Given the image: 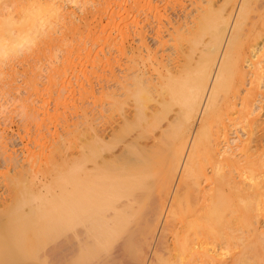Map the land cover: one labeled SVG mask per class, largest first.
I'll list each match as a JSON object with an SVG mask.
<instances>
[{"label":"bare ground","instance_id":"bare-ground-1","mask_svg":"<svg viewBox=\"0 0 264 264\" xmlns=\"http://www.w3.org/2000/svg\"><path fill=\"white\" fill-rule=\"evenodd\" d=\"M74 2L82 13L69 4ZM106 15L116 32L98 38L90 29V35L113 50L93 57V71H76L84 119L82 127L74 126L79 141L66 158L65 200L63 209L57 207L69 232H53L51 245L38 250L37 264H264V0H0V92L17 90L16 64L31 46L51 48L59 32L69 41L73 31L84 34L92 18ZM55 67L52 73L65 74V66ZM151 95L159 97L150 110L145 102ZM91 100L101 104L96 116L86 106ZM173 104L179 111L173 109L178 112L159 135L141 142L146 121ZM232 124L243 128L234 141ZM2 133L0 166L16 171L14 183L5 184L7 195L24 175L31 194L41 196L52 187L49 171L38 176L31 160L45 146L29 150L25 159L32 164L24 170ZM61 149L52 148V156ZM164 159L167 168L159 175ZM150 168L160 195L141 223L115 232L122 212L149 192ZM18 214H3L0 232H25L31 218Z\"/></svg>","mask_w":264,"mask_h":264},{"label":"rangeland","instance_id":"rangeland-1","mask_svg":"<svg viewBox=\"0 0 264 264\" xmlns=\"http://www.w3.org/2000/svg\"><path fill=\"white\" fill-rule=\"evenodd\" d=\"M69 4H71V6H73V8L79 14L82 13V12H80V10H78V5H80V4L75 5V2L69 3ZM114 7H116V9L119 8V6L116 4L114 5ZM121 10L124 11V12L122 11V13H125L127 8L123 7ZM106 16H104V18L101 21L93 19L90 16V18H92L91 20L89 19L91 21L90 26L91 25L92 26L87 27L88 29L86 28L87 29L86 33L84 31V34H86L87 36L84 35L83 33H80V30H79L78 34H76L78 32V30H77V32L73 31L71 33V35L69 34V37L68 36L65 37L67 39L68 38L70 39L69 41L67 40L68 41V43H67V41L63 40L64 38L62 39L60 37V35L63 33L59 32L56 34V37L57 38L59 37V40L56 39V41H57L56 45L53 46V43H52V45L48 43L51 46L52 50H51V48H46V44H43V43H41L43 45L38 44L34 47L31 46L30 51L29 52L27 51L24 55H22L21 60L18 61V63L16 64V67L18 69L17 70L18 73H17L16 79H15L16 80L15 84L17 83V85H16L17 90H15L14 87H12L11 91H8V90L6 91V89H7L6 88L5 89L6 93L0 92V103H1V105L5 106V109L3 106H1L3 109L0 108V131H1L0 134L4 131L2 133V135L4 134L3 137H5L6 140H7V138L8 139L11 138L8 141H10V143L12 144V148L14 147V150L16 149L17 153L19 152L16 155V157L19 156L18 159L21 161V164L23 166L22 169L25 170V168H26L25 165H26L27 166L26 170H29L31 167L30 165L33 163L32 164L33 167H31V169L33 170V172L35 171V173L37 171L38 176H41V174L45 170L46 171L43 174H46V172L49 171L47 173L49 175H47V176H49L50 183L52 185V187H49L47 189V191L44 192L45 194L43 193L41 196H36V195H34V193H33V195L31 194L32 193V191L30 190L31 186L28 185L29 182L27 183V181L24 178L25 177L24 175L22 176V174H21V176H22L21 180L19 179V177L14 176V177H16V179L17 178L19 179V182L17 179L16 180L17 183H15V186H14L15 188H13L11 193H10V194H12V197L15 195L13 197L14 200H12L13 198L11 197V195H9L11 197V199H9L10 197L7 195L8 192H7V189H5L6 188L5 184L7 182H9L8 181L9 179H10L11 183L13 182V180H12L13 177H11V176L13 174L15 175L16 171L10 170L8 168V166H6V165L0 166V185H1L0 186V201H2V202H0V206H1L0 217L6 218L8 215L11 214V212H12V214L14 212H17V214H18V212H19L21 216L23 215V217H26V215H27V217L29 219L31 218L30 223H29V220L26 217L28 221L25 220V227H24L25 232H22V230H21V232H0V264H37L38 250L41 249V247H45L47 249L51 245L50 243H52V242H50V241L52 240V236H51V235H53L52 233L53 232H67L68 231L67 225L66 224L64 225V223H66V219H65V216L62 215L63 207H61V205H63L64 200H65L63 198H65L64 197V192L66 191L65 180L67 177L66 173H67V169H68L67 168L68 164H66V163L68 161L67 156H69V153H71L70 151H72L71 149L76 150V146H77L76 144H78L77 142L79 141L78 135L75 134V132L77 133V130L75 131V129H77L78 127H82L81 121H83V119H84L83 117H81L83 114V111L81 109L82 107H80V106L82 105L81 104L82 103V96L85 95V93H84V90L82 91V89H83L82 84L79 83V81H77L78 78H75V77H77L76 71H77V74H80L81 71H83V70H86V72L93 71V68H94L93 62H92L94 60L93 57H96V54L103 55V53L108 56V55H110L109 53L113 50V47L112 46L110 47L107 43H104V41L102 42V40L100 41L99 39H97V42L95 41L96 40L95 36H97L99 38L100 36L103 37L107 34H110L111 31H113V30L116 32V30L114 29V22H111V18H109L108 16L106 17ZM174 18L176 19L177 17L175 16ZM83 29H85V27ZM90 29H91V32H93L95 34V36L92 33L90 35ZM88 31H89V33H88ZM87 33L94 38L91 37L89 40L90 36ZM61 36H63V35H61ZM83 36H85L84 40L82 39V38H84ZM74 37H76V38H74ZM86 38H88V39H86ZM75 39H77V40H75ZM92 39H94V40H92ZM60 40H63L64 42L59 43L58 41H60ZM99 42H100V44H97ZM68 47L70 48V50L68 49ZM44 48H46L45 51L47 54L44 51H42V49H44ZM90 49H91V51L92 50L93 51L91 52ZM75 51H76V53H75ZM89 51L91 53H93V54H91V57L89 55L90 54ZM38 52H39L38 55H41L40 57L37 55ZM40 52L41 53L43 52L45 55H43V53L40 54ZM85 52L86 53L88 52L87 54L89 55V58H91L92 60L90 59V61H89L88 59H86L87 55ZM84 53H85V55H84ZM66 58H67V60L69 58V60L68 61L65 60ZM64 62L66 64H64ZM69 63L71 66L68 65ZM60 64L62 66L66 67V68L64 67L66 70L65 74L64 75L61 74L62 76H58V73H52V72H54V70H53L54 67L55 66L58 67V66H60ZM36 66L39 67V69H36L37 68ZM68 67L72 68V70ZM34 70H35V72H34ZM37 70L40 71V74H38L39 72L36 73ZM50 73L52 75H50ZM54 74L55 75L57 74V75L55 76ZM73 75H74V77H73ZM82 76L83 75L81 74V76L79 78H82ZM53 80H54V82H53ZM94 81H95V84H97L96 88H98L99 87L98 83H96L97 80H94ZM15 84H14V86H15ZM78 84H81V85H78ZM262 84L264 85V83H262ZM2 85H4V84H2L0 81V86H2ZM263 90H264V86H263ZM1 91H3L2 88H1ZM150 97H152V99ZM150 97H148L150 99L146 98L148 100L145 103L148 105L149 109L151 110L152 108H154L159 96L151 95ZM93 99H94V97H93ZM99 104H100V101L97 100V102L95 103V101L91 100V103L90 102L86 103V106H89L87 108H89L90 111L93 110V111H91V114L96 116L97 114L95 115V113H97L100 109L101 104L100 105ZM177 106L180 107L178 104L171 105V110L169 108H167L165 114H164L165 111L161 112L162 115L160 113L158 114V116H160V117H157V115L152 116V118L150 117L151 119H154V120H151L148 118L150 121L147 120L146 121L147 123H145V125H144L145 127L142 128L143 129L142 132H144L143 133L144 137L142 135H140L143 138L142 139L140 137L139 138L140 141L142 142V140H143V143H145L146 141L151 142V140L153 139V138L151 139V137L159 135L158 132L162 129V126L163 127H164V125L166 126L167 122L170 121L168 119L173 118L174 113L179 111L178 110L179 108H177ZM78 107H80V108H78ZM168 109H169V111L167 113ZM173 109H176L178 111H175ZM170 116H172V117L170 118ZM166 117H169V118H166ZM80 119H82V120L79 121ZM238 121L239 122H237V123L241 122V120H238ZM76 122H78V123H76ZM149 122L151 124H149ZM70 123H71V125H70ZM146 124H149V126H147ZM152 124H155L157 126L159 125L158 126L159 128H157V126L154 127ZM240 124H242V127L244 126L243 121ZM240 124L237 126H234L232 124L230 126L231 128H230L229 132H231V133H229L230 134L229 136L231 137V141H234V139L238 136V134H239L238 132L243 133V131H242L243 128L240 126ZM74 126L77 128H74ZM47 128H48V130L49 129L50 130L44 131V130H47ZM69 129H70V131H69ZM41 130H42V132L44 131L45 137L43 135L40 136L42 134V132H40ZM140 133H141V129H140ZM66 134H67V137H66ZM70 134H72V136ZM64 137H66L67 139L65 142L62 141V143L64 144V147H63L62 143H59V142ZM70 137L71 138L73 137L72 140ZM167 139H169V136ZM40 143H41V147L45 146L46 149L44 148V150L46 153L40 152L41 151V147L39 145ZM58 143L61 145H57ZM69 143H71V147H69V145H70ZM52 144H53V146H51ZM49 145H50V148L48 147ZM55 145L58 147H62L61 150H64V152L62 151L63 153L60 150V153H62V154H60L58 151L59 155H61L62 157L57 155V153H55L57 155V157H54V156H56L55 154L52 156V154H53L52 151H54L55 149H53L52 151H51V149L55 148L56 147ZM38 147H40V149ZM34 148H38V152H40V153L36 154V156L34 154L33 159L31 160L32 163L29 164L30 162L27 161L25 158H27L26 155H28L29 150L34 149ZM50 151L52 152L51 154H50ZM47 153L52 156L51 158L54 159L53 160L54 162L52 161L51 158H49V155ZM65 153H67L68 155ZM55 158H57V161H55ZM50 159H51V161H50ZM166 159H168V157ZM164 162L167 163L165 159H164V161L161 162V164L158 163V169H156L157 164L156 163H155V165L153 164V167H155V169L157 170V173H159V175H160L161 171L158 172V170H159V168L161 170H163L162 168L164 165H162V164ZM159 165H160V167H159ZM48 167H50V169ZM39 168L41 169V171L39 170ZM151 168L149 169V172L151 170V174L148 172L149 173L148 178L145 177V180L147 178V180H146L147 184L150 183L151 181L153 182V183L151 182L150 184H148V187L150 186L149 192L147 190L145 197H143V199L140 198L141 201L136 202V204L133 205V206L136 205L135 206L136 208L135 207L131 208L132 210L129 208L130 210L126 209V211L122 212L123 214H122V216H120L121 219H120V217H118V219H117V220H119V223H118V221L115 220L117 222V223L114 222L115 225H114L113 229L115 232H116V230L118 233L119 232H126V231H128L127 229L129 227L130 228L132 227V225L134 227L135 224L138 225L139 223H141L149 211V207H150L149 204L151 203V200H153L154 197H155L154 200H156V198L158 197V194L160 195V188L159 187H161V186L159 184L160 183V181L158 179L159 177L157 176V178H156V176H155V175H157L156 171L154 173V168L153 169H151ZM166 168H167V166L165 165L164 169H166ZM152 170H153V173H152ZM163 171L165 172V170H163ZM24 173L27 175L29 174L27 172H24ZM19 175L20 174H18V176ZM27 175H26V177H27ZM150 176L151 177L153 176V178L154 177L155 178L153 179ZM148 180H150V181H148ZM3 181H4V183H3ZM143 181H144V178H143ZM156 184L159 186H157ZM51 185H49V186H51ZM64 187H65V189H64ZM56 191H57V193H56ZM50 193H52V194H50ZM1 194H3V195H1ZM46 194H47L48 198H47ZM39 197H40V199H39ZM41 197H43V198H41ZM11 201H13V202H11ZM15 201H18L17 204ZM61 201H63V203ZM18 205H19V207H18ZM8 206H9V208H8ZM21 206H23V207H21ZM43 206H45V207H43ZM59 206L62 208V209L60 208L61 212L58 211L57 207H59ZM2 207H3V209H2ZM33 207L35 208L34 210H33ZM15 208H16V210H15ZM56 208H57V210H55ZM8 209L11 211H9ZM19 209H21V210L19 211ZM2 210L4 212H2ZM6 210H8V212H6ZM35 210L38 212H36ZM48 210H49V212H48ZM51 211L53 213H51ZM56 211H57V213H56ZM24 212L26 214H24ZM35 213H37V214H35ZM3 214H5L6 217L5 216L3 217ZM59 215H60V217H59ZM63 217H64V219H62ZM7 218H11V217L9 216ZM7 218L4 221H6ZM261 218H262L261 219V226H262V229L264 230V216H261ZM128 220H130V221L132 220V221L128 222ZM123 227L126 229H124ZM95 231L96 230H93V232H95ZM99 232H100V230H99ZM50 237H51V239H50ZM230 254L231 253H229L228 257L232 256Z\"/></svg>","mask_w":264,"mask_h":264}]
</instances>
